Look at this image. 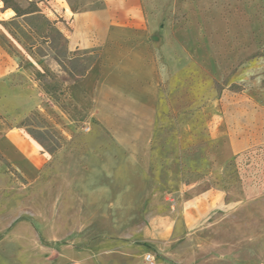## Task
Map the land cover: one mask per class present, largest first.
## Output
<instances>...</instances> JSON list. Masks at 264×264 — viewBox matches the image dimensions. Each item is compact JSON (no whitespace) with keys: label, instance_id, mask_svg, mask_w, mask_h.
<instances>
[{"label":"rangeland","instance_id":"374dc122","mask_svg":"<svg viewBox=\"0 0 264 264\" xmlns=\"http://www.w3.org/2000/svg\"><path fill=\"white\" fill-rule=\"evenodd\" d=\"M136 6L152 94L128 95L106 71L91 104L77 101L71 86L100 61L104 30ZM0 47L2 96L17 100L0 117L49 157L33 179L0 157L5 232L23 223L36 250L44 211L69 234L108 198L132 241L146 229L156 264L264 263V0H0Z\"/></svg>","mask_w":264,"mask_h":264},{"label":"crops","instance_id":"0c3cea01","mask_svg":"<svg viewBox=\"0 0 264 264\" xmlns=\"http://www.w3.org/2000/svg\"><path fill=\"white\" fill-rule=\"evenodd\" d=\"M6 14L7 12H2L3 16ZM125 15V22L110 23L104 30V43H101L104 50L100 61H95L85 76L71 86V93L77 101L84 100L91 104L97 97L101 74L106 71L114 72L118 79L125 81V87L129 88L128 95L142 96V100H146L152 94L150 89L156 84L157 73L147 27L137 6L128 10ZM72 42L69 43L72 49L92 48L100 44L85 43L86 41H78L76 38H72ZM3 53L0 47V82L10 74L9 71H4ZM4 92H11L10 88H0V115L4 108L11 109L17 101L12 96H2ZM0 157L26 179H33L42 169L44 171L49 160L33 139L21 129L9 127L1 117ZM45 190L47 186H44ZM74 190L83 191L81 188ZM85 190L114 191L113 187L108 186L100 189L90 186ZM90 203V218L85 219L82 212L69 234L64 233L60 223L52 221L44 211L41 217L44 244L36 250L34 237L23 231L26 230L23 223L20 225L17 222L5 232L4 221L0 217V264H36V252L42 257L37 264H146L147 250L144 243L141 245V242L147 241L146 229L132 241L128 229L115 226L119 220L115 219L116 211L112 201L106 198L90 200ZM53 224H58L57 227L55 225L56 230L52 227ZM162 236L163 232H159L152 238L161 239ZM20 255L26 259L20 261Z\"/></svg>","mask_w":264,"mask_h":264},{"label":"built area","instance_id":"2783aa9c","mask_svg":"<svg viewBox=\"0 0 264 264\" xmlns=\"http://www.w3.org/2000/svg\"><path fill=\"white\" fill-rule=\"evenodd\" d=\"M145 261H146L148 264H156L154 256H152V255H150V254L146 255V257H145Z\"/></svg>","mask_w":264,"mask_h":264},{"label":"trees","instance_id":"16d2710c","mask_svg":"<svg viewBox=\"0 0 264 264\" xmlns=\"http://www.w3.org/2000/svg\"><path fill=\"white\" fill-rule=\"evenodd\" d=\"M16 13H18V11H16Z\"/></svg>","mask_w":264,"mask_h":264}]
</instances>
